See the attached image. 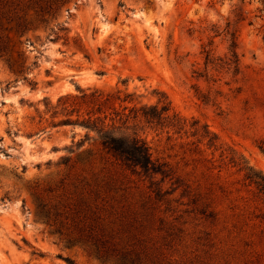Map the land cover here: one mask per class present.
<instances>
[{
  "label": "rangeland",
  "instance_id": "rangeland-1",
  "mask_svg": "<svg viewBox=\"0 0 264 264\" xmlns=\"http://www.w3.org/2000/svg\"><path fill=\"white\" fill-rule=\"evenodd\" d=\"M95 90L186 121L137 128L181 188L157 199L76 124ZM249 169L264 176V0H0V264H264ZM91 235L112 252L74 242Z\"/></svg>",
  "mask_w": 264,
  "mask_h": 264
},
{
  "label": "trees",
  "instance_id": "trees-1",
  "mask_svg": "<svg viewBox=\"0 0 264 264\" xmlns=\"http://www.w3.org/2000/svg\"><path fill=\"white\" fill-rule=\"evenodd\" d=\"M121 97L122 92L120 90L114 93L95 90L91 94H83L81 100L91 108V111L88 112L87 120L77 121L76 124L96 132L103 149L124 166L148 179L156 198L162 200L184 184L168 163L154 159L151 147L139 135L137 128L143 123L149 128H172L182 132L187 127L186 121L176 114L170 115L169 103L164 102L161 107L158 104L137 108L126 105V103L133 102L132 94L126 95L124 99ZM117 102L121 104L119 110L115 107ZM108 111L111 112L108 114ZM192 127L195 129L193 135H199L198 122L192 124ZM200 137V143L205 140L209 148L219 149L216 135L205 129ZM158 176H161V181L157 180ZM166 180H169L171 186L164 192L159 186ZM246 180L255 185L259 194L264 197V176H260V174L249 169ZM82 241L90 243L98 249L102 245L103 249L105 248L103 250L104 257L112 252L110 248L106 249L109 242L101 241L96 236L91 235L86 239L80 236L74 242ZM114 253L116 252L114 251ZM116 257L120 261L119 264H141L139 256L130 251L116 253Z\"/></svg>",
  "mask_w": 264,
  "mask_h": 264
}]
</instances>
